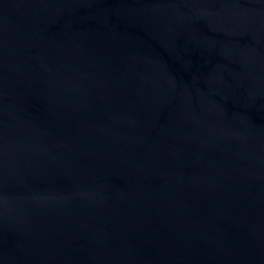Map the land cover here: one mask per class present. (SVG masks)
I'll list each match as a JSON object with an SVG mask.
<instances>
[{"label": "water", "instance_id": "95a60500", "mask_svg": "<svg viewBox=\"0 0 264 264\" xmlns=\"http://www.w3.org/2000/svg\"><path fill=\"white\" fill-rule=\"evenodd\" d=\"M0 264H264V0H0Z\"/></svg>", "mask_w": 264, "mask_h": 264}]
</instances>
